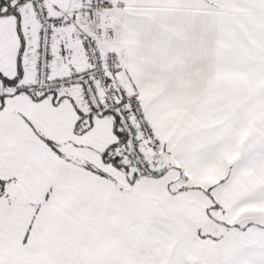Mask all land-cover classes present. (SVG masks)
<instances>
[{
  "label": "snow or ice",
  "instance_id": "1",
  "mask_svg": "<svg viewBox=\"0 0 264 264\" xmlns=\"http://www.w3.org/2000/svg\"><path fill=\"white\" fill-rule=\"evenodd\" d=\"M0 264H264V0H0Z\"/></svg>",
  "mask_w": 264,
  "mask_h": 264
}]
</instances>
